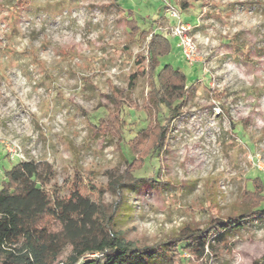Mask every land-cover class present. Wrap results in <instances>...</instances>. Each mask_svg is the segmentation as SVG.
<instances>
[{"label":"rangeland","instance_id":"374dc122","mask_svg":"<svg viewBox=\"0 0 264 264\" xmlns=\"http://www.w3.org/2000/svg\"><path fill=\"white\" fill-rule=\"evenodd\" d=\"M169 6L196 43L193 64L170 36ZM129 19L170 38L161 65L181 68L193 86L169 151L145 173L165 190L122 194L117 228L152 244L228 220L264 179V0H0V182L13 165L33 162L62 199H121L112 181L128 165L123 140L95 137L90 123L117 111L112 96L124 98L129 123L143 107L149 87L138 73L150 37L132 36ZM256 263L264 264V219L241 228L210 264Z\"/></svg>","mask_w":264,"mask_h":264},{"label":"trees","instance_id":"16d2710c","mask_svg":"<svg viewBox=\"0 0 264 264\" xmlns=\"http://www.w3.org/2000/svg\"><path fill=\"white\" fill-rule=\"evenodd\" d=\"M127 26L134 37H150L143 58L147 70L138 73L149 87L143 107L129 123L124 98L112 96L117 111L90 123L95 137L123 140L128 165L122 178L112 181L121 199L105 203L79 194L65 200L45 188L50 173L38 164L13 165L0 182V264H210L241 228L264 219V179L257 176L242 194L241 210L228 220L213 219L204 228L187 225L152 244L129 240L117 228L123 191L146 185L165 190V183L145 173L169 151L173 124L193 88L181 68L161 65L173 50L168 36L153 27L140 29L134 19Z\"/></svg>","mask_w":264,"mask_h":264},{"label":"built area","instance_id":"2783aa9c","mask_svg":"<svg viewBox=\"0 0 264 264\" xmlns=\"http://www.w3.org/2000/svg\"><path fill=\"white\" fill-rule=\"evenodd\" d=\"M168 12L170 17L174 19V24L170 31V36L176 43V47L182 54L183 59L190 64H193L197 55V46L191 36L187 33L189 27L185 26L181 19L180 12L169 6ZM63 264V263H58Z\"/></svg>","mask_w":264,"mask_h":264}]
</instances>
